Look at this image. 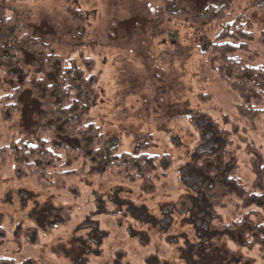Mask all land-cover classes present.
Segmentation results:
<instances>
[{
    "label": "rangeland",
    "instance_id": "1",
    "mask_svg": "<svg viewBox=\"0 0 264 264\" xmlns=\"http://www.w3.org/2000/svg\"><path fill=\"white\" fill-rule=\"evenodd\" d=\"M221 3L7 1L5 6L19 13L33 38L96 80L89 122L107 136L106 147L120 145L122 153L134 154L140 145L150 144L148 154L169 155L173 165L153 175L155 193L149 196L141 192L140 183L110 172L67 177V189L58 191L42 189L33 177L17 179L12 160L0 153V258L17 264H197L186 253L188 246L200 242L193 220L203 211L206 191L200 189L197 164L214 163L226 146V164L231 156L238 158L239 174L250 191L258 161L264 164V118L254 130L240 119V98L207 65L204 49L243 13L256 27L251 42L255 64L264 65V0H240L234 13L218 23L198 24L192 15H166L157 21L160 11L202 14ZM70 8L81 12L84 25L72 19ZM76 37L82 46L75 52ZM18 67L13 74L0 72V97L18 87L28 72L37 78L32 68ZM23 104L13 122L0 117V150L12 141L30 140L39 127L42 111L29 91ZM59 154L64 156L63 151ZM244 207L228 201L219 212L231 221L254 206Z\"/></svg>",
    "mask_w": 264,
    "mask_h": 264
},
{
    "label": "trees",
    "instance_id": "2",
    "mask_svg": "<svg viewBox=\"0 0 264 264\" xmlns=\"http://www.w3.org/2000/svg\"><path fill=\"white\" fill-rule=\"evenodd\" d=\"M7 1L0 0V72L13 74L24 64L35 70L37 78L28 72L18 87L0 97V117L6 123L13 122L23 110V96L28 91L42 111L39 127L30 140L12 141L8 148L0 150L2 156L8 154L12 160L17 179L33 177L42 189L61 191L67 189V177L103 176L110 172L123 181L140 183L144 195L155 193L152 177L160 170L168 172L172 158L148 154L150 144L140 145L134 154L122 153L120 145L106 147L107 136L89 122L97 99L96 80L86 77L72 60L51 53L49 45L42 40L33 38L29 28L21 23L19 13L7 6ZM239 2L222 0L220 5H210L202 14L160 11L157 23L166 15L175 18L192 15L202 25L222 22L234 13ZM69 14L76 23L84 25L78 9L70 8ZM255 29L252 19L240 13L204 49L207 65L240 98L239 117L253 130L256 121L264 118V65H256L251 52ZM260 39L264 43V31ZM75 40L76 52L82 44L80 37ZM219 154L217 162L197 164L203 179L200 189L206 192L202 194L204 198L201 196L203 211L193 220L200 242L188 246L187 256L197 264H264V221H260L264 212V164L258 161L259 172L253 171L255 188L250 191L239 174L238 158L231 156L227 165L226 146ZM206 156L203 155L202 161L207 160ZM79 162L83 165L75 170ZM3 166L1 163L0 169ZM258 180L260 187L255 186ZM228 201L235 206L255 208L229 221L219 212L228 207ZM3 236L0 227V238ZM0 264L17 262L0 258Z\"/></svg>",
    "mask_w": 264,
    "mask_h": 264
}]
</instances>
